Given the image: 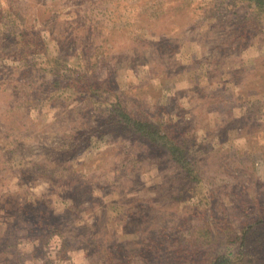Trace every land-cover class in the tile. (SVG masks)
Returning a JSON list of instances; mask_svg holds the SVG:
<instances>
[{"label":"rangeland","instance_id":"374dc122","mask_svg":"<svg viewBox=\"0 0 264 264\" xmlns=\"http://www.w3.org/2000/svg\"><path fill=\"white\" fill-rule=\"evenodd\" d=\"M235 3L0 0V264H264V19Z\"/></svg>","mask_w":264,"mask_h":264},{"label":"trees","instance_id":"16d2710c","mask_svg":"<svg viewBox=\"0 0 264 264\" xmlns=\"http://www.w3.org/2000/svg\"><path fill=\"white\" fill-rule=\"evenodd\" d=\"M241 9L246 10L245 19H250L254 24L255 21L261 22L264 19V0H234ZM258 19V20H256ZM115 111L125 118L126 123L139 133L142 137L147 138L151 143L159 144L166 147L174 160L185 169L188 175H196L197 170L195 163L190 157L189 146L173 135L172 129L166 123H153L142 117H135L126 110L122 102L115 105ZM260 218V217H259ZM262 219V218H261ZM263 221V220H261ZM207 240L209 238H206ZM221 256V260L214 264H227L228 260Z\"/></svg>","mask_w":264,"mask_h":264}]
</instances>
